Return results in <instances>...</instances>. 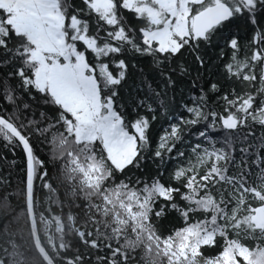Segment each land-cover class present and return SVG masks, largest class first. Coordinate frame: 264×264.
Returning a JSON list of instances; mask_svg holds the SVG:
<instances>
[{
    "label": "snow or ice",
    "instance_id": "6c2138e0",
    "mask_svg": "<svg viewBox=\"0 0 264 264\" xmlns=\"http://www.w3.org/2000/svg\"><path fill=\"white\" fill-rule=\"evenodd\" d=\"M0 140V264H264V0H0Z\"/></svg>",
    "mask_w": 264,
    "mask_h": 264
},
{
    "label": "trees",
    "instance_id": "16d2710c",
    "mask_svg": "<svg viewBox=\"0 0 264 264\" xmlns=\"http://www.w3.org/2000/svg\"><path fill=\"white\" fill-rule=\"evenodd\" d=\"M75 2H79V0H75ZM213 59L215 58V50H210L208 53ZM136 67L129 68V78L127 83H125L122 91L125 95H136L139 93L140 87L143 85L139 84L140 80L147 78L150 82L153 83V87H155V80H154V73L151 67L150 59H137L134 61ZM132 62L130 61V64ZM141 70H143L141 72ZM146 91V89H145ZM183 97L181 94H177L175 98L171 95L169 96V101H173L175 104L182 102ZM151 102V101H150ZM172 113L169 112L168 115ZM39 112H37V116ZM167 119V115L162 116L160 113H157V120L153 125V135H158L156 131L161 127L162 124ZM261 129L257 127L255 129L256 137H259L261 134ZM195 142L194 140L192 141ZM34 152L43 160H45L49 175L55 179L58 174V164L54 161L48 159L50 153L49 149L45 143L41 140H33ZM188 143V138H186V144ZM25 168V156L22 151V147L16 146H5L4 142L0 140V191H3L5 187L8 188L9 192L14 193V202L20 203L19 200V191L22 187L21 181L24 179V171ZM145 174L151 173L152 175L156 174V164L152 163L151 161H146L143 165ZM39 184V181H37ZM63 194V189H61V195ZM40 200L43 202L45 197L47 196L46 190L40 189L37 192ZM172 217H169L168 220H165L163 223L165 226H169Z\"/></svg>",
    "mask_w": 264,
    "mask_h": 264
}]
</instances>
